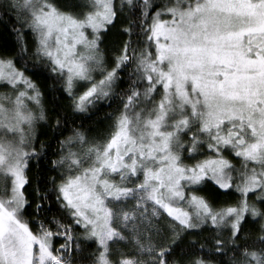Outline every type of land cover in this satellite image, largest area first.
Listing matches in <instances>:
<instances>
[{
    "label": "snow or ice",
    "instance_id": "1",
    "mask_svg": "<svg viewBox=\"0 0 264 264\" xmlns=\"http://www.w3.org/2000/svg\"><path fill=\"white\" fill-rule=\"evenodd\" d=\"M0 264H264V0H0Z\"/></svg>",
    "mask_w": 264,
    "mask_h": 264
}]
</instances>
